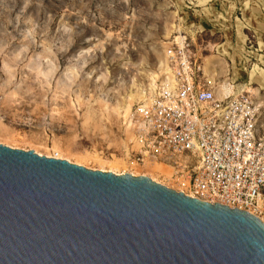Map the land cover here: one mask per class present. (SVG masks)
<instances>
[{"label": "rangeland", "instance_id": "374dc122", "mask_svg": "<svg viewBox=\"0 0 264 264\" xmlns=\"http://www.w3.org/2000/svg\"><path fill=\"white\" fill-rule=\"evenodd\" d=\"M179 31L204 70L216 65L206 77L252 96L264 135V0H0V143L154 174L129 160L132 132L108 106L133 82L150 89L144 72L157 71Z\"/></svg>", "mask_w": 264, "mask_h": 264}, {"label": "water", "instance_id": "95a60500", "mask_svg": "<svg viewBox=\"0 0 264 264\" xmlns=\"http://www.w3.org/2000/svg\"><path fill=\"white\" fill-rule=\"evenodd\" d=\"M0 264H264V222L0 143Z\"/></svg>", "mask_w": 264, "mask_h": 264}, {"label": "built area", "instance_id": "2783aa9c", "mask_svg": "<svg viewBox=\"0 0 264 264\" xmlns=\"http://www.w3.org/2000/svg\"><path fill=\"white\" fill-rule=\"evenodd\" d=\"M184 36H175L166 47L169 73L134 105L135 137L128 158L138 166H169L167 186L178 192L263 220L260 107L248 93L234 86L223 89L206 77Z\"/></svg>", "mask_w": 264, "mask_h": 264}, {"label": "bare ground", "instance_id": "6f19581e", "mask_svg": "<svg viewBox=\"0 0 264 264\" xmlns=\"http://www.w3.org/2000/svg\"><path fill=\"white\" fill-rule=\"evenodd\" d=\"M179 35L176 36L175 39L177 40H184L185 36L183 35L182 31H179ZM216 52H218L221 56L222 55H226L228 54L227 50H226V44H221V45H216ZM234 60V59H233ZM167 65H169L167 63V56H166V50H165V55H164V59L163 61L160 62L157 71H146L144 72L146 74V76L150 79V90L154 91L155 87H156V81L158 78H160V76H164V74H168L169 73V69L167 67ZM216 65H206L205 66V72L206 73H212V71H214ZM233 70H234V78L237 77V73L239 71V67L238 65L235 63L233 65ZM53 71V68H51ZM244 70V68H242ZM251 80H255V76H254V70L251 72L250 74ZM211 80V79H210ZM213 81V80H212ZM230 84V86L228 85ZM221 88L226 89V88H231V83L228 82V78L225 79V81L220 85ZM148 88H141L139 87L135 82H133L132 86H131V91L129 94H127V96L124 99V102H119L114 106H108V109H110V111L112 110L119 118H121L123 120V125L132 132V138H131V142L133 143L134 137H135V133L133 131V126H134V103L133 102H138L140 100H142L145 97L144 94V90H146ZM249 92L255 91L253 88H250L248 90ZM78 98H80L78 96ZM73 105H76L75 102H73ZM106 105V104H105ZM134 147V146H133ZM53 151L54 154H47V156L50 157H55L58 159H67L69 161H72L70 159V157L65 156L64 153H62L57 146H53ZM37 153L42 154L41 152H39L38 150H36ZM101 170L103 171H112L114 173L117 174H125V173H130L133 175H138L139 173H136L134 171H130L128 170L124 163H122L121 161L118 160H114V161H110V162H105V161H101ZM77 164L82 165V163L79 161L75 162ZM105 164H108V168H106ZM134 165H137L136 163H132ZM144 166H148L154 174H147L145 173L144 175H148L151 179H153L154 181H157L159 183H163L160 180H158L157 176H166V180L167 178L171 177V173H172V169L167 166L164 165L162 163H152V164H146ZM166 184V183H164ZM264 222V219L262 220Z\"/></svg>", "mask_w": 264, "mask_h": 264}]
</instances>
